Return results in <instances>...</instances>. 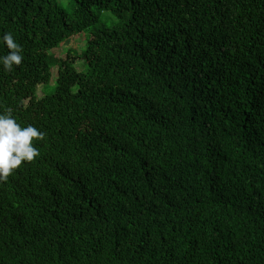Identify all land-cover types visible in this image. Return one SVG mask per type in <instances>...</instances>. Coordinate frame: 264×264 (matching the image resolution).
I'll return each mask as SVG.
<instances>
[{
	"label": "trees",
	"instance_id": "1",
	"mask_svg": "<svg viewBox=\"0 0 264 264\" xmlns=\"http://www.w3.org/2000/svg\"><path fill=\"white\" fill-rule=\"evenodd\" d=\"M70 4L0 0V113L45 133L0 182V264H264V0ZM84 31L78 71L51 51Z\"/></svg>",
	"mask_w": 264,
	"mask_h": 264
},
{
	"label": "clouds",
	"instance_id": "2",
	"mask_svg": "<svg viewBox=\"0 0 264 264\" xmlns=\"http://www.w3.org/2000/svg\"><path fill=\"white\" fill-rule=\"evenodd\" d=\"M2 39L12 51L0 57V62L6 69H11L14 64L21 63L22 48L11 32H6ZM44 136L45 133L34 125L22 127L10 110L8 113H0V182L7 181L13 171L24 162H31L39 156V148L33 141L42 140Z\"/></svg>",
	"mask_w": 264,
	"mask_h": 264
},
{
	"label": "rangeland",
	"instance_id": "3",
	"mask_svg": "<svg viewBox=\"0 0 264 264\" xmlns=\"http://www.w3.org/2000/svg\"><path fill=\"white\" fill-rule=\"evenodd\" d=\"M57 2L68 12L71 11V4L70 0H57ZM100 16L101 20L103 23L106 25L111 26V24H114L116 20L113 19H108L110 15L108 13H98ZM88 36L87 32H81L68 40L64 41L57 49H54L51 51L52 54L54 55H62L65 54V52L71 51L73 53L77 54L76 58L74 59V66L78 71H82L85 69L82 60L78 58V55L80 54L81 50L84 49L85 44H86V37ZM56 78V69H53L52 71V76H51V81L49 85L45 88H42V86L38 87L37 89V96L41 97L43 94L48 95L53 92L54 90V82Z\"/></svg>",
	"mask_w": 264,
	"mask_h": 264
}]
</instances>
